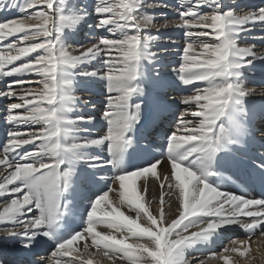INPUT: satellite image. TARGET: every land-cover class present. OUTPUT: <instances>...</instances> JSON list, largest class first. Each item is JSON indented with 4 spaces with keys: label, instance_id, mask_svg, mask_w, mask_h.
I'll use <instances>...</instances> for the list:
<instances>
[{
    "label": "snow or ice",
    "instance_id": "1",
    "mask_svg": "<svg viewBox=\"0 0 264 264\" xmlns=\"http://www.w3.org/2000/svg\"><path fill=\"white\" fill-rule=\"evenodd\" d=\"M178 3V19L169 21L155 11L173 7L164 0H97L91 12L75 0H0V12L21 14L0 21V81L15 78L0 90L10 126L0 145V236L19 239L26 249L38 238L51 241L54 250L42 264H240L234 255L243 264L258 257L264 264V198L221 187L222 162L251 136L247 99L256 90L245 86V69L264 63V54L241 42L257 25L264 32V7L238 12L224 0ZM92 16L96 23L88 28L106 35L88 47L68 43ZM170 27L185 39L173 72L189 94L168 101L183 110L159 158L129 168L143 106L134 98L146 95L148 66L168 51L153 45ZM30 76L36 79H25ZM80 78L104 83L101 135H94L97 117L82 112L96 106L76 95ZM82 165L94 172L110 167L112 174L98 177L106 190L89 198L79 230L69 232ZM255 167L264 174V157ZM150 179L160 189L157 214L150 210L156 199H148ZM173 198L169 221L165 205L170 210ZM231 227L247 238H233L220 254L196 255Z\"/></svg>",
    "mask_w": 264,
    "mask_h": 264
},
{
    "label": "bare ground",
    "instance_id": "2",
    "mask_svg": "<svg viewBox=\"0 0 264 264\" xmlns=\"http://www.w3.org/2000/svg\"><path fill=\"white\" fill-rule=\"evenodd\" d=\"M174 1L178 2L177 0H164L165 3H168L172 6L174 5ZM227 1L228 0H226V2ZM231 4H233V6H238L237 10L239 12L240 9L247 11L250 9L254 10L259 7H264V0H241L238 3H231ZM243 7H246V8H243ZM177 8H179V4H176L175 6L171 8H166V10L156 9L155 11L157 13H160V12L165 13L169 11L171 12V17H173V19L174 18L178 19L177 11H176ZM6 13H7L6 11L0 12V14H3L2 16H4V14ZM166 15L168 16V13H166ZM4 19H7V17H2V18L0 17V21ZM86 23L87 24L89 23V19L88 21H86ZM88 31L89 32L87 34L91 35L92 34L91 29ZM152 34L155 35L157 33L155 32V30H153ZM160 35H161V39L154 43L153 50L159 52L160 48H167L168 51L166 53L159 52L156 64L154 66L152 65L148 66L147 75H146V78L143 84L146 90V95L140 98H134V102H142V105H143L142 112H141V120L145 118L149 113H154L155 122H158L159 124H157V126L153 130H151L149 134L143 135L142 139L139 140V142H136V138H135L134 145L129 150V155L127 157L126 167H129V168L137 167V166H133L131 164V161L141 163L139 166H144L150 160L155 158V154H158V158H159V155L161 151L163 150V147L158 145V143L160 142L161 139H163L162 137L166 135V132L161 129L163 126V121L162 120L158 121V119L159 118L170 119V117H167L161 111H158L155 108H158L159 104L162 103L165 105L163 107L164 111L168 110L170 112H173L177 108V105L169 103L168 101L172 99H175L178 101L182 96L189 94L184 89V87L179 84V81L176 79L175 74L173 72V69L178 68L181 62L182 48L185 43L182 30L174 29L170 27L169 29L163 31ZM261 36H264V32H262L260 30V26L257 25L255 30L249 34V38L247 40H242L241 44L242 46H246L247 44L254 43L256 45L257 52L264 54V40L259 39V37ZM169 37L171 38L172 41H175V43H170L168 39ZM86 40L88 41L87 38ZM91 43L92 42H90L86 47L90 46ZM89 67L91 68V66ZM156 69H159L160 71L159 78L155 77ZM26 78L27 77H25V79ZM13 79L15 78L9 77V78H5L4 81H0V90H5L6 83L12 81ZM263 79H264V63L260 61H256L251 68L245 69V86L248 88H254L256 90L255 94L252 95V98L255 100L264 101ZM17 91L19 92L20 90L17 89ZM76 95L80 96L82 100L91 101V103L96 106L95 110H92L91 107L89 106V107L83 108L82 112L84 115H88L89 113H91L97 117V121L99 123L97 124L94 130V135L103 134V130H106V125H104L103 122L100 121V117L102 116V113H103L102 110L105 109L106 95H107L105 88H104V83L100 81L86 80V79L80 78L78 79ZM151 99H152V105H151ZM162 99H166L167 101H163ZM12 102H20V101L14 100ZM0 105L2 107V109L0 110V117L4 121L5 128H6L5 131L3 130L4 134H3L2 140L0 141V145H2L6 140V134L10 126L6 124L5 118H3V116H5L3 115L5 114L3 110H5L6 102L0 99ZM179 108L183 110V106H180ZM1 119H0V124L3 122ZM18 130L26 131V128L22 126ZM258 136L264 137V132H262V134H258ZM149 138H152V140H149ZM26 147H30V146H26ZM152 147H154L157 150L155 154H151L148 151ZM101 155L107 158L106 151L104 153H101ZM135 157L136 158L142 157L143 161L139 162L137 159H135ZM161 167H166V165H162ZM80 169L82 170V172L86 174L95 175V176L97 175L98 177L100 175H106L107 170L111 171V174H112V170L110 169V167H106L103 169H97L95 170V172L93 170L88 169L86 166H83V165L79 167V170ZM110 175H106V176H110ZM101 182L105 185L104 181H101ZM76 186L78 187V189L82 188L81 183H76ZM226 187L228 188V186ZM226 187L224 188L226 189ZM149 188H150V193H149L148 199H151L153 194L156 197V199L150 204V210L153 212V214H157L159 211V192H160L159 185L156 184L155 187H153V182L150 179ZM75 193H77V190H75L74 194ZM110 196H112L113 199H116L115 194H110ZM0 199H3V198H0ZM87 206H88V202L79 204L75 208H72V207L71 208H72V211L75 212V209H78V210L85 209L86 210ZM122 210H124L126 214L134 215V213H129L127 208H124ZM165 210H166V214L168 215V220L170 221L171 219L174 218V215H175L174 198H173L171 209L169 210V207L166 204ZM98 230L107 231V229L103 227H101ZM233 238L246 239L247 234L243 230L239 229L238 227H231V228L222 230V234L219 239H217L210 246L202 248L200 252H198L196 255H198L201 259H204L209 255V253L220 254L221 249L223 247L230 246V243L233 240ZM252 240L256 241L257 237L253 236ZM52 244L53 243L51 241H47L44 238H38V240L34 242L31 248L26 249V248L21 247V242L19 239L10 240V239H5L3 236H0V264H20L21 261L25 262L24 264H42L41 257L44 258L45 253H40V254H34V253L38 251L39 249H46L48 246ZM252 246H253V249H255L256 243H253ZM31 256H33V258ZM233 259L239 261L240 264H243V260L240 257L234 255ZM44 261H46V259H44ZM209 264H222V262L217 261V260H211L209 261ZM256 264H260L259 257L257 258Z\"/></svg>",
    "mask_w": 264,
    "mask_h": 264
},
{
    "label": "rangeland",
    "instance_id": "3",
    "mask_svg": "<svg viewBox=\"0 0 264 264\" xmlns=\"http://www.w3.org/2000/svg\"><path fill=\"white\" fill-rule=\"evenodd\" d=\"M178 1V0H177ZM237 1V2H236ZM241 0H228L227 2H226V0L224 1L225 3H238V2H240ZM97 2V0H75V3L78 5V6H82V5H86L87 6V9H88V11L89 12H91L92 10H93V7H94V5H95V3ZM177 4H179L178 2H177ZM244 8V7H243ZM246 8V7H245ZM163 10H166V8L165 9H163ZM203 10V9H202ZM241 10V9H240ZM7 13L6 14H4V16H2L3 14H0V17L2 18V17H7V19H11V18H15V17H19L21 14L19 13V12H17L16 10H11V11H9V10H5ZM29 11H32V10H29ZM149 11H152V10H149ZM203 11H207V9L205 10H203ZM165 13H168V20L169 21H171V19H173V17H171V12H165ZM170 16V17H169ZM178 18V17H177ZM174 19H176V18H174ZM88 21V20H87ZM164 22V19L163 18H159L158 17V20H157V24L159 25V24H162ZM89 23H91V24H93V25H95V23H96V18H95V16H92V17H90L89 18ZM88 23V24H89ZM88 24L86 23V22H83L81 25H79V27H78V29H77V31L74 33V34H71L70 35V38L68 39V43H70V44H72L74 47L76 46V45H78V44H82V45H84V47H86L90 42H94V40H96L99 36H101V35H106V33H104L103 32V30H98V29H95V28H93V29H91V32H92V34L91 35H88V34H86V32L88 33L89 31L88 30H90L89 28H88ZM85 29V30H84ZM86 31V32H85ZM95 34V35H94ZM82 38H84L83 40H82ZM85 38H87L88 39V41L85 39ZM11 39H14V38H10L9 40H11ZM90 39V40H89ZM76 40H77V42H76ZM81 41V42H80ZM7 42H9V41H6V42H4V43H7ZM181 45H182V43H181ZM17 63H19V62H17ZM26 79H31V80H35L36 79V77H34V76H30V77H27ZM6 82V81H5ZM4 111V113H5V110H3ZM3 115H6V113L5 114H3ZM2 115V116H3Z\"/></svg>",
    "mask_w": 264,
    "mask_h": 264
}]
</instances>
